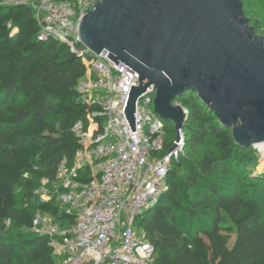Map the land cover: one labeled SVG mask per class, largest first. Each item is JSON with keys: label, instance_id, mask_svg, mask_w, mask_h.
<instances>
[{"label": "trees", "instance_id": "obj_1", "mask_svg": "<svg viewBox=\"0 0 264 264\" xmlns=\"http://www.w3.org/2000/svg\"><path fill=\"white\" fill-rule=\"evenodd\" d=\"M13 1L0 0V264H57L48 238L28 228L37 212L62 223L74 215L33 190L72 160L79 144L71 129L77 121L86 128L93 108L78 99L82 59L56 38L39 39L30 3ZM175 101L187 111L184 153L167 172V190L136 219L153 264H264V199L256 184L255 195L238 189L247 148L195 94ZM94 122L100 127L103 117Z\"/></svg>", "mask_w": 264, "mask_h": 264}, {"label": "built area", "instance_id": "obj_2", "mask_svg": "<svg viewBox=\"0 0 264 264\" xmlns=\"http://www.w3.org/2000/svg\"><path fill=\"white\" fill-rule=\"evenodd\" d=\"M96 1L29 2L38 38H56L82 59L86 71L76 90L93 110L86 128L77 121L71 129L79 144L72 160L63 158L55 179L41 178L33 190L40 201L53 199L60 212L74 215L73 221L37 212L28 231L48 238L57 264H153V249L136 219L167 190L166 175L184 153V135L180 130L170 149L176 137L167 139L150 89L135 101L131 130L123 112L137 73L122 62L116 65L107 50L96 55L79 44V21ZM96 116L103 117L100 127Z\"/></svg>", "mask_w": 264, "mask_h": 264}, {"label": "water", "instance_id": "obj_3", "mask_svg": "<svg viewBox=\"0 0 264 264\" xmlns=\"http://www.w3.org/2000/svg\"><path fill=\"white\" fill-rule=\"evenodd\" d=\"M78 40L137 73L123 112L131 130L135 101L154 90L155 112L173 124L172 149L187 118L175 99L189 91L237 146L264 142V36L242 0H98Z\"/></svg>", "mask_w": 264, "mask_h": 264}, {"label": "rangeland", "instance_id": "obj_4", "mask_svg": "<svg viewBox=\"0 0 264 264\" xmlns=\"http://www.w3.org/2000/svg\"><path fill=\"white\" fill-rule=\"evenodd\" d=\"M30 2L31 0H21ZM243 9L247 13V17L250 20V25L255 27V32L257 34L264 36V30L262 28V22L264 21V0H243ZM173 131V124L171 121H165ZM174 135V132L172 133ZM210 147H212L213 141L211 139L208 140ZM247 155L245 157L247 160L238 170V189L242 193V195H255V188L253 187L256 184L259 189L260 198L264 199V162L263 156L258 151L255 146L247 147ZM8 235L11 237H15L16 229L10 225L8 227ZM232 241V239H231Z\"/></svg>", "mask_w": 264, "mask_h": 264}, {"label": "bare ground", "instance_id": "obj_5", "mask_svg": "<svg viewBox=\"0 0 264 264\" xmlns=\"http://www.w3.org/2000/svg\"><path fill=\"white\" fill-rule=\"evenodd\" d=\"M258 151L262 154L263 156V162H264V142H261V143H257L254 145Z\"/></svg>", "mask_w": 264, "mask_h": 264}, {"label": "crops", "instance_id": "obj_6", "mask_svg": "<svg viewBox=\"0 0 264 264\" xmlns=\"http://www.w3.org/2000/svg\"><path fill=\"white\" fill-rule=\"evenodd\" d=\"M20 2H26V1H20ZM27 3V2H26Z\"/></svg>", "mask_w": 264, "mask_h": 264}]
</instances>
